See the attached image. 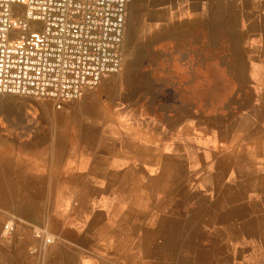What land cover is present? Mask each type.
Listing matches in <instances>:
<instances>
[{
    "label": "crops",
    "instance_id": "1",
    "mask_svg": "<svg viewBox=\"0 0 264 264\" xmlns=\"http://www.w3.org/2000/svg\"><path fill=\"white\" fill-rule=\"evenodd\" d=\"M227 2L248 69L215 112L174 48L221 0H129L124 58L148 46L147 67L60 108L0 95V264H264V0Z\"/></svg>",
    "mask_w": 264,
    "mask_h": 264
},
{
    "label": "built area",
    "instance_id": "2",
    "mask_svg": "<svg viewBox=\"0 0 264 264\" xmlns=\"http://www.w3.org/2000/svg\"><path fill=\"white\" fill-rule=\"evenodd\" d=\"M128 2L0 0V94L49 100L60 108L117 75Z\"/></svg>",
    "mask_w": 264,
    "mask_h": 264
},
{
    "label": "rangeland",
    "instance_id": "3",
    "mask_svg": "<svg viewBox=\"0 0 264 264\" xmlns=\"http://www.w3.org/2000/svg\"><path fill=\"white\" fill-rule=\"evenodd\" d=\"M232 9H234V6H230L227 0H221V4H210L208 10L206 9L203 15V20L205 21L204 33L201 34L200 29L198 32L194 26L191 24L189 25V39L194 37V40H198V45H189L191 48H187L188 43L186 44L185 41H181V43H177L174 48L176 51L181 50L182 52H187L188 49H190L189 54L193 58L192 64L194 67L202 68V66H204V77H199V84L201 81H203L204 84H202L203 86H201L199 90L203 89V100H205L206 105L211 106V108L206 109V114L215 112V109L217 110V107L224 104L225 101L228 100L227 98L232 95L229 88L232 83L230 76L232 74H237V76L244 81L245 70L248 69V62L246 59L247 50L243 43L242 31L230 29L232 25L239 24V22H237L239 20V14L232 12ZM190 31H195V33ZM162 33L163 32L160 34L162 37L171 35V30H166L163 35ZM200 37H203L204 44H201L202 39H200ZM229 37L236 40V44L234 43L231 45V48L226 43ZM154 40L156 41L157 39H152V41ZM146 47L148 46L144 45L141 47L143 50L142 61L136 62L129 56V59L127 57L124 58L123 66L136 68L140 67L139 65L142 64L143 67H147ZM170 48V46H167L166 49L164 47L165 51L163 53L156 55L154 59L149 61L151 67H156L157 69L174 68L175 62L171 60L172 54L168 52ZM232 57H235L237 61L233 60ZM196 58L198 59L196 60ZM162 79L164 80V78ZM190 80L196 83V77ZM0 95H10L18 99L42 100L11 94Z\"/></svg>",
    "mask_w": 264,
    "mask_h": 264
},
{
    "label": "bare ground",
    "instance_id": "4",
    "mask_svg": "<svg viewBox=\"0 0 264 264\" xmlns=\"http://www.w3.org/2000/svg\"><path fill=\"white\" fill-rule=\"evenodd\" d=\"M9 187V186H8Z\"/></svg>",
    "mask_w": 264,
    "mask_h": 264
}]
</instances>
